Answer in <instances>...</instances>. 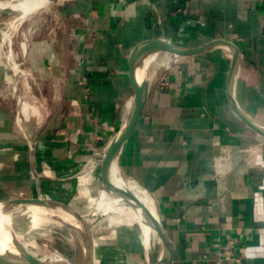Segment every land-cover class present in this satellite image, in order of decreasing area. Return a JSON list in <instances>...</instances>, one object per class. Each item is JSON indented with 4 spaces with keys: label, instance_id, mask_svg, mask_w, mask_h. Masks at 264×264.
I'll list each match as a JSON object with an SVG mask.
<instances>
[{
    "label": "crops",
    "instance_id": "obj_1",
    "mask_svg": "<svg viewBox=\"0 0 264 264\" xmlns=\"http://www.w3.org/2000/svg\"><path fill=\"white\" fill-rule=\"evenodd\" d=\"M52 8L41 14L59 24L30 37L27 59L44 113L22 151L30 192L54 194L59 187L43 182L102 173L147 65L146 104L113 164L162 221L164 264H264V136L230 102L231 51L147 50L139 73L130 63L151 38L189 47L230 41L241 55L237 103L264 124V0H65Z\"/></svg>",
    "mask_w": 264,
    "mask_h": 264
},
{
    "label": "rangeland",
    "instance_id": "obj_2",
    "mask_svg": "<svg viewBox=\"0 0 264 264\" xmlns=\"http://www.w3.org/2000/svg\"><path fill=\"white\" fill-rule=\"evenodd\" d=\"M63 1L55 0L30 13H24L28 9L21 8L0 9V206H6L16 199L6 188L24 197L39 196L37 188L30 192V165L28 156L22 154V151L27 152L33 145L30 139L31 122L42 120L44 115L39 105V94L30 93V65L27 59L30 37L59 24V21L50 18L51 15L41 13L50 7L58 10ZM183 36L181 40H185ZM24 102L30 104L28 116L22 109ZM113 171L115 178L129 188L118 170ZM75 174L70 176L76 178L80 175ZM52 175L59 176V171ZM103 178L99 171L97 175L90 172L83 178L71 180L69 184L47 180L43 182L44 185L59 188H55L54 194L41 196L62 201L89 220L97 254L94 257L95 264H145L148 255L146 242L153 251L155 264L162 247L160 235L158 239L150 240L139 216L136 213L132 216L134 209ZM57 217H46L42 223L45 230L30 236V240L35 239L37 248L31 249L39 256L58 255V259H62L61 264H83L85 244L82 232L73 222H62ZM46 264L56 263L47 261Z\"/></svg>",
    "mask_w": 264,
    "mask_h": 264
},
{
    "label": "water",
    "instance_id": "obj_3",
    "mask_svg": "<svg viewBox=\"0 0 264 264\" xmlns=\"http://www.w3.org/2000/svg\"><path fill=\"white\" fill-rule=\"evenodd\" d=\"M54 1L55 0H51L50 3ZM47 5L40 6L39 8L33 9L30 12L37 11L40 8H43ZM218 47H226L232 53V65H231L229 76H228V92H229V99L232 104V107L238 113V115L245 121V123H247V125H249L252 129H254L260 135L264 136V124L258 122L257 120H255L254 118L246 114L241 109L239 104L237 103V100L235 97L234 85H235L237 70H238V67L241 61V55H240V51L238 47L234 43L223 40V39H218V40L206 43L198 47H189L186 45L174 43L162 37H156V38H151V39H148L140 43L133 51L131 55L130 63H131L132 70L135 73H139L142 66L138 63V58L143 52L147 50H152V51L168 50L175 55L191 56V55L201 54L205 51L218 48ZM149 87H150L149 74H148V69H146V72L141 78V81H140V84L137 90L136 101H135L133 111L130 117L128 118V120L126 121V123L122 126V128L116 134L107 152L105 153V157L102 161V175L104 177V180L110 184L111 188L116 194H118L122 199L126 200L135 209H141L144 216L154 225V227L158 231L161 237V240H162V253L160 257L158 258L156 264H164L169 254L170 241H169L168 234L166 233L164 229L162 221L155 216L152 210L142 200H140V198H138L130 190V188L127 189L121 184L117 183L111 174V167L114 163V160L116 159L125 140L127 139V136L131 128L141 116V113L144 109V106L148 98ZM8 192L10 193V195L16 198L10 203H7L9 205H14L18 203H32V204H38V205H42L45 207H49L52 209L58 208V209L63 210L64 212L70 213L71 215L75 216V218L78 219L80 223L82 224L81 227L83 228V231L85 232L84 234H82L84 238V244H85L83 264H94V250H93V242L91 238L92 237V232H91L92 227H91V223L89 222V220L83 214H81L76 209H74L73 207L69 206L68 204L62 201L53 200V199L47 200V199L42 198L41 196L28 198V197H24L20 195L19 193L11 191V190H9ZM21 250H22V253L19 256L10 255V254H0V264H46V262L41 261L39 257L35 256L28 250H25V249H21ZM148 257L149 258L145 264H152L151 254H149ZM76 264H79V263H76Z\"/></svg>",
    "mask_w": 264,
    "mask_h": 264
},
{
    "label": "bare ground",
    "instance_id": "obj_4",
    "mask_svg": "<svg viewBox=\"0 0 264 264\" xmlns=\"http://www.w3.org/2000/svg\"><path fill=\"white\" fill-rule=\"evenodd\" d=\"M50 1L51 0H0V9L21 8V9H28L27 11H24V13L25 12L29 13L33 9H37L40 6L47 5L48 3H50ZM0 12H1V10H0ZM152 52H153L152 50H148L147 53H148V55H151ZM146 69H148V66L144 65L143 69H142V77L145 74ZM29 105H28V103L24 102V105L22 106V109L24 110L25 114H27V116H28V112H29V110H28ZM111 168H113L114 170H118L117 166L115 164H113ZM111 174L117 183H119L122 186H124L125 188L129 189L128 186L124 182H122L121 180H117L115 178V174H114L113 170L111 171ZM37 197H40V196H37ZM41 197L44 199H47V200L51 199L49 197H44V196H41ZM28 198H32V197H28ZM129 205H130L131 209L132 208L134 209L132 216L134 215V213H136L139 216L142 224L145 227V234H147V236L150 237V240H151V238L152 239H154V238L158 239V236H159L158 231L156 230L154 225L144 216L142 210L141 209H135L131 204H129ZM95 212L96 211H94L93 213H95ZM55 215L58 216L57 218H59V219L61 218L60 220L62 222L63 221L73 222L75 224V226L80 229L79 230L80 233H81V231H82V234L85 233L83 231V228L81 227L82 224L80 223V221L78 219L75 218V216H73L67 212L63 213V210H60L58 208L57 209L55 208V210H54V209L49 208V207H45V206L38 205V204H32V203H18V204H14V205L8 204L6 206L1 205L0 206V254H10V255L19 256L22 253L21 249H25V250L30 251L35 256L39 257L40 260L43 262L50 261V262H54L56 264H61L62 259L61 260L58 259V257H57L58 255L54 256V255H43L42 254L43 256H39L31 249V247L36 248V241H35V239L30 240V236H34L35 234H38L39 232H43V230H45V228L42 226V223L44 222L45 218L46 217L47 218L53 217ZM66 232H68V231H66ZM46 237H48V236H46ZM91 238H92V242H93V250H94V257H95L97 254H96V251L94 249L95 240L93 238V232H92ZM73 241H75V240H73ZM146 246H147V253H148L147 259H146V262H147V260L149 258L148 257L149 254H151V256H152V251L149 247V243L147 244V242H146ZM161 253H162V248H161V251L159 253L158 258L160 257ZM158 258H157V260H158ZM157 260H156V262H157ZM94 262H95V260H94Z\"/></svg>",
    "mask_w": 264,
    "mask_h": 264
}]
</instances>
